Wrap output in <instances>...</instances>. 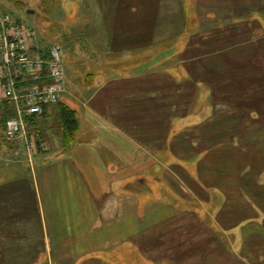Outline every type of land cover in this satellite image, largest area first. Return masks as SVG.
<instances>
[{
  "label": "crops",
  "instance_id": "0c3cea01",
  "mask_svg": "<svg viewBox=\"0 0 264 264\" xmlns=\"http://www.w3.org/2000/svg\"><path fill=\"white\" fill-rule=\"evenodd\" d=\"M97 2L91 11L81 6L87 16L77 21L80 31L72 27L64 34L69 69L82 71H65L61 99L77 116L75 142L60 152L62 142L51 128L54 107H46L30 129L46 145L44 155L26 157L43 232L45 252L38 262L125 264L123 251L138 253L144 246L145 264H264V48L258 47L255 78L243 79L248 90L242 89V118L227 114L220 128L227 146L221 155L215 145L219 130L204 128L200 118L205 93L207 113H218L219 102L231 105L233 92L223 98L222 90H213L233 85L216 78L222 65L214 57L206 63L195 58L187 77L184 69L175 74L167 66L162 51L156 56V9L162 1ZM194 52L202 54L200 48ZM160 55L164 63L155 65ZM179 61L178 56L184 64ZM250 85L258 86L257 93L250 95ZM192 116L194 125L180 130ZM50 128L56 146L48 138ZM202 134L204 150H216L223 159L203 158ZM11 143L15 156L20 147L27 150L23 138ZM5 148L0 161L7 167L12 162ZM190 164L193 173L186 168ZM25 180L0 176L6 184ZM187 202L194 204L188 211ZM201 209L210 215V226ZM110 248L112 261L103 257Z\"/></svg>",
  "mask_w": 264,
  "mask_h": 264
},
{
  "label": "rangeland",
  "instance_id": "374dc122",
  "mask_svg": "<svg viewBox=\"0 0 264 264\" xmlns=\"http://www.w3.org/2000/svg\"><path fill=\"white\" fill-rule=\"evenodd\" d=\"M160 2L159 9H156L159 13L154 48L155 53L158 51L156 56L161 54L159 52L162 51V54H165L164 56L169 57L168 62L170 64L168 63L167 66L175 74L178 70L180 71V68L184 69L187 77L190 74L193 75L192 60L201 57L206 63L205 60L210 61V57H214V61L220 63L224 69L217 73L216 78L221 79V81L229 78L231 81L229 83H233L232 86H214L213 89L215 91L222 90L223 98H225L226 91L230 94L233 92L234 97L231 99L229 107L219 102L218 113H207L209 112V104L206 101L210 98L207 93H205L206 97L202 96L201 102L206 113H202L200 122H203L206 129L207 127L214 128L213 126H216V130H219V134H217L219 138L215 145L218 152L225 155L227 146L220 134L222 131H220V128L225 127L223 121L227 114H230L234 119L236 117L242 118L241 112L247 107V104L242 101V89L248 90L247 85L243 87V79L249 81L255 78L257 62H259L258 47L264 48V40H262L264 36V0H160ZM83 4L89 5L88 8L91 11L90 9L96 8L95 6L99 2L97 0H0V14L7 15L23 26L32 29L41 45L59 48L62 53L64 72L66 71L67 74L71 72L81 74V70L69 69L67 60L69 56L66 53L64 34L68 33L72 27H78L77 31H80L81 27H79L78 22L80 23L87 13L83 14L81 12ZM199 48L202 54L194 52ZM184 51L185 54H183ZM178 56L180 61L184 60L185 66L183 62L179 61L180 63H178ZM159 58L160 60L155 59V65L164 63V61L162 62V56ZM202 66L204 65L202 64ZM227 67L230 69L227 70ZM84 80L86 79H80V82L82 84L86 83ZM257 89L258 86H251L250 95L257 93ZM246 100L247 98H245ZM59 104L70 107L69 104H64L62 101ZM53 107L56 113L57 108ZM193 121L192 116L183 125V127L185 126L184 129L180 128V130L183 131L192 127L194 125ZM54 127L53 124L51 128L55 129ZM51 128L47 131L48 138L52 141V145L56 146V142L51 137L53 136ZM32 131L28 130L31 134L27 133L26 138L34 137L32 139L34 149L29 151L26 146L27 150L22 151L20 147L16 156L13 149L17 150V148L13 146L11 140H6L4 135L0 133V147H6L7 154L5 156L12 162L5 167L3 161H0V176H9L10 180H13V178L17 180L22 175L26 176L25 183L20 184L14 182L6 184L0 181V264H46L43 261L38 262V259L45 252L39 241L43 237V232L38 224L39 219L35 200L33 201L32 190L28 181L31 167L26 158L27 155L32 157L37 153L44 155L46 145L40 139L38 140L39 134L32 135ZM187 136H189V133H187ZM204 136L205 134H202L203 158H210V162L214 159L218 161L222 157L219 154L215 155L216 150V153L213 150H204L207 146V140L204 139ZM57 137L61 141L62 138ZM20 139L22 138L20 137ZM23 139L26 143L25 138ZM66 150L61 145L60 152ZM211 167V165H206L203 169L208 174L211 173ZM186 168L191 173L195 170L193 164L188 165ZM215 168L216 166H213V171ZM147 185L149 189H153L155 195L158 194L156 183L150 182ZM185 205H187L185 209L188 211L192 209L188 207H193L194 204L187 202ZM200 214L202 220H205L207 225L210 226V215L205 214L202 209ZM213 229L215 230V227ZM76 232L79 234V231ZM74 248L78 249L79 246ZM145 249L144 246L138 247V253L132 251L133 254L129 252V249H126L127 252L123 251L124 258H122L127 259L125 264H145ZM130 254L132 257H129ZM113 256L114 250L112 248L103 254V257L110 258L111 261ZM130 258H134V260ZM111 263L113 264V262Z\"/></svg>",
  "mask_w": 264,
  "mask_h": 264
},
{
  "label": "built area",
  "instance_id": "2783aa9c",
  "mask_svg": "<svg viewBox=\"0 0 264 264\" xmlns=\"http://www.w3.org/2000/svg\"><path fill=\"white\" fill-rule=\"evenodd\" d=\"M64 73L59 48H42L32 29L0 14V106L9 103L14 113L5 123L6 140L25 138L28 150L34 149L25 119L40 118L60 103Z\"/></svg>",
  "mask_w": 264,
  "mask_h": 264
},
{
  "label": "trees",
  "instance_id": "16d2710c",
  "mask_svg": "<svg viewBox=\"0 0 264 264\" xmlns=\"http://www.w3.org/2000/svg\"><path fill=\"white\" fill-rule=\"evenodd\" d=\"M56 120H55V134L61 137L62 147L64 150L68 149L72 144L77 133L78 124L76 113L63 104H57ZM11 106L9 103H3L0 106V133L4 135L6 121L13 117ZM29 130H33L35 126V118H27Z\"/></svg>",
  "mask_w": 264,
  "mask_h": 264
}]
</instances>
